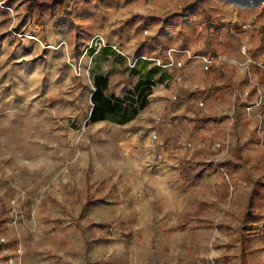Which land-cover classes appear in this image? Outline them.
Instances as JSON below:
<instances>
[{
    "label": "rangeland",
    "instance_id": "1",
    "mask_svg": "<svg viewBox=\"0 0 264 264\" xmlns=\"http://www.w3.org/2000/svg\"><path fill=\"white\" fill-rule=\"evenodd\" d=\"M97 35L106 47L88 50ZM157 41L182 69L142 52ZM207 57L235 75L233 95L215 84L219 72L204 73ZM94 74L109 78L113 99L141 82L148 107L125 125L88 124ZM237 147L244 162L223 202L220 179ZM195 154L207 167L186 187L180 167ZM257 180L264 185V0H0V200L13 264H240L241 240L245 264H264V221L248 239L242 228ZM207 200L216 207L205 218L183 221ZM257 210L264 215V200Z\"/></svg>",
    "mask_w": 264,
    "mask_h": 264
},
{
    "label": "trees",
    "instance_id": "2",
    "mask_svg": "<svg viewBox=\"0 0 264 264\" xmlns=\"http://www.w3.org/2000/svg\"><path fill=\"white\" fill-rule=\"evenodd\" d=\"M50 7L54 8L53 5ZM106 52V51H105ZM216 60V59H215ZM219 72L218 84L223 92L226 94L233 95L236 91V85L233 84L235 75L229 72L227 66L218 67L216 62L211 65L208 74H216ZM228 75L230 82L226 83L224 78ZM94 91L91 96L92 108L87 123L90 125L110 122L119 125H125L133 121L140 111L145 110L149 101L148 98L151 95L150 91L144 87L140 82L135 87L134 91L130 95L124 97L123 99H113L107 95L109 90L110 81L108 77L102 75H95L92 78ZM200 126H205L210 115L202 111L198 117H196ZM216 135V133H215ZM217 137L211 138V141L216 140ZM221 152V151H220ZM241 148L237 147L232 159H230L225 164V173L222 180L223 185V198L226 200L230 196V189L234 187L235 182V168L238 165H242L243 158L241 154ZM200 154H195L189 160H187L183 167L182 173L184 175V180L186 183L194 182L197 171L206 166L204 162H198ZM264 200V185L261 181H254L252 183V189L248 199V205L246 210L242 214V228L243 234L246 239L253 235L254 225L264 221V215L258 213V206ZM216 207V203L205 201L202 202L193 212L189 213L187 217L190 219H203L207 213ZM10 217V211L0 200V264H10L13 259L12 253H18V247L16 245L8 246L7 243L1 242V239L5 236V223ZM108 225H103L100 228L107 229ZM244 241L241 240L242 251L239 257V263H246V252L244 251Z\"/></svg>",
    "mask_w": 264,
    "mask_h": 264
},
{
    "label": "built area",
    "instance_id": "3",
    "mask_svg": "<svg viewBox=\"0 0 264 264\" xmlns=\"http://www.w3.org/2000/svg\"><path fill=\"white\" fill-rule=\"evenodd\" d=\"M246 28H249V25L246 26ZM144 34L147 35V31H144ZM106 45H105V42L104 40L99 36L97 35L96 37H94L91 41V44H90V47L88 48V50H94L95 52H98L100 51L102 48H105ZM179 54L184 56V57H190L191 56V52L189 50H181L179 51ZM168 61L167 64L164 65V67H170V68H173L175 70H180L183 68V61H182V58L177 60V59H174L173 56H174V50H169L168 53ZM220 60H222V57H218ZM203 62H202V65H203V70H204V73H207L210 71V68H211V65L213 63H217V61L214 59V58H202ZM158 62H160L158 60ZM161 64V63H160ZM164 64V62H163ZM181 81V75L180 74H177L176 77H175V82L178 83ZM177 100V96H174L172 98V101H176ZM162 121V117H157L155 119V122L158 123V122H161ZM152 139L154 141L158 140V136L155 132H153L152 134ZM191 145L188 144L186 146V148H190ZM218 148L221 147V145H217ZM3 241V240H2ZM10 264H13V260L10 261Z\"/></svg>",
    "mask_w": 264,
    "mask_h": 264
},
{
    "label": "crops",
    "instance_id": "4",
    "mask_svg": "<svg viewBox=\"0 0 264 264\" xmlns=\"http://www.w3.org/2000/svg\"><path fill=\"white\" fill-rule=\"evenodd\" d=\"M166 43H163L162 44V42H159V41H157V42H155V43H153V44H149V45H142V48H143V51L142 52H147V49H149V52H147V53H149V54H153L155 51L156 52H158V55L160 56V60H162V61H168L169 59L167 58V47H166ZM175 59H177V60H179L180 58L178 57V56H176L175 54H174V56H173ZM196 64H198V63H193L191 66H194V65H196ZM217 64V66H218V63H216ZM185 72H188L187 70L185 71ZM95 75H102V74H94L93 75V77L95 76ZM102 76H105V75H102ZM105 77H107V76H105ZM206 84H208V83H206ZM215 84L216 85H218L219 86V84H218V82L216 81L215 82ZM211 87H212V85H211ZM217 87H215V89H216ZM208 89H210V87L208 86ZM221 89V88H220ZM222 91L220 90V93H221ZM181 93V96H182V98H184V96H185V92L184 91H181L180 92ZM148 101H149V103H150V100H149V98H148ZM187 160H185V161H183V164H182V166L180 167V169H182V167H183V165H184V163L186 162ZM205 167H207V165L205 166ZM197 173H198V171H197ZM197 173H196V177H195V180H194V182H191V183H186L185 182V180H184V175H183V173H182V170L180 171V174H181V179H182V182L181 183H183L186 187H191L194 183L196 184L197 183V181H198V175H197ZM222 180H223V177L220 179V200L221 201H223V202H225V201H227L229 198H230V196H229V198L228 199H224L223 198V185H222ZM208 201V200H207ZM203 202H205V201H203ZM211 202V201H210ZM202 203V202H201ZM200 203V204H201ZM199 204V205H200ZM198 205V206H199ZM195 210V209H194ZM193 210V211H194ZM193 211H189V212H187L185 215H184V217H183V221H187V222H190V221H192V220H197L196 218H193V219H190L189 217H187V215L189 214V213H191V212H193ZM211 211V210H210ZM5 237V236H4ZM2 238L1 239V242H3V243H7V241L5 240V238ZM3 240V241H2ZM14 259V258H13ZM12 259V260H13ZM15 264H31V261H28L27 259H16V262H15Z\"/></svg>",
    "mask_w": 264,
    "mask_h": 264
}]
</instances>
